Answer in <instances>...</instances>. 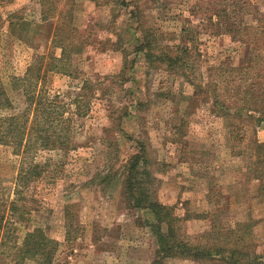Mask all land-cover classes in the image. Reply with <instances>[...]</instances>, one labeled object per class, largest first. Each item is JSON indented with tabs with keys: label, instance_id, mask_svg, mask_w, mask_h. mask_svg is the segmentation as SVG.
<instances>
[{
	"label": "rangeland",
	"instance_id": "rangeland-1",
	"mask_svg": "<svg viewBox=\"0 0 264 264\" xmlns=\"http://www.w3.org/2000/svg\"><path fill=\"white\" fill-rule=\"evenodd\" d=\"M53 1L57 15L72 7L80 48L66 61L67 72L46 73L42 84L48 97L62 101L67 117L84 81L100 90L89 113L73 121L75 149L38 157L49 173L21 197L20 207L28 214L18 226L23 231L42 228L61 243L55 264H152L157 246L144 225L148 215L127 207L121 175L130 156L145 148L154 195L187 218L182 232L190 243L211 246L214 235L203 236L216 221L233 228V236L264 259V196L259 181L249 176L248 140L239 145L236 132H229L215 107L214 87L206 97L194 94V85L207 83H218V91L225 92L235 74L230 69L244 55L230 35L203 21L212 13L205 7L214 10L217 1L127 0L137 5L146 27L157 30L163 46L181 43L183 27L191 30L197 40L195 64L174 71L151 65L137 52L141 18L129 20L121 0H0V73L14 105L8 114L25 107L24 84L15 78H25L40 56L46 65L49 54L61 55L52 45L57 18L42 20L43 9ZM253 1L264 11V0ZM124 108L130 116L121 129L105 131L112 112L118 116ZM251 129L244 131L246 137L264 144V122ZM21 164V156L0 145V201L17 199ZM165 264L199 263L171 258Z\"/></svg>",
	"mask_w": 264,
	"mask_h": 264
},
{
	"label": "trees",
	"instance_id": "trees-1",
	"mask_svg": "<svg viewBox=\"0 0 264 264\" xmlns=\"http://www.w3.org/2000/svg\"><path fill=\"white\" fill-rule=\"evenodd\" d=\"M216 1L214 10L209 9L211 5L205 7L214 13L203 21L220 33L230 35L232 41L244 49V55L239 65L230 69L235 74L226 80L230 86L225 92L218 91V83L212 86L209 83L194 85L191 81V84L196 89L194 94L200 97L210 95L209 89L214 87V104L224 117L229 132L233 135L236 132L239 145L248 140L249 176L259 181V194L264 196V144L244 134L246 129L251 132L253 124L264 122V11L253 0ZM120 4L127 10L129 20L141 18L137 28L140 35L136 39L139 44L137 52L143 53L148 63L166 66L174 71L192 69L197 40L192 37L190 29L186 26L182 28L181 43L173 47L163 46L156 38L157 30L146 27L145 18L139 15V8H134L137 5L132 6L127 0H121ZM56 7L55 1L49 3V9H43L42 20L57 18L52 45L61 49V55L57 57L49 54L46 65L43 64L44 56H40L29 67L25 78H15L24 84L25 98V107L16 114L6 113L14 105L4 88L0 73V145L11 147L15 155L22 157L14 187L17 199L0 201V261L3 260V264H55L61 243L42 228L23 231L18 226L28 214L27 209L20 207L23 201L21 197L32 183L46 178L49 173L48 166L38 161L40 155L56 151L67 154L75 149L73 121L89 113L90 104L100 90L97 84L84 81L79 95L72 100L75 109L67 117L66 107L59 104L62 101L58 97H48L42 84L46 73L67 72L66 61L80 48L75 42L79 39L77 30L72 27V7L59 15L55 13ZM192 12L197 13L195 9ZM245 18L248 22H245ZM14 84L16 86L18 83ZM114 113L110 115L111 126L105 131L120 130L124 119L130 116L126 108L118 116ZM121 175L127 207L148 215L143 219L144 225L151 230L157 246L152 264H165V260L171 258L191 259L199 264H264L263 257L252 252L243 238L233 236V228L218 225L216 221H213V230L203 236L214 235L211 246L190 243L182 232L187 218L179 217L175 207L161 203L154 195V180L148 168L145 148L130 156L122 167ZM18 216L22 219H18ZM237 225L234 229L241 230ZM67 234L69 240L70 232ZM226 242L231 245L226 247Z\"/></svg>",
	"mask_w": 264,
	"mask_h": 264
}]
</instances>
